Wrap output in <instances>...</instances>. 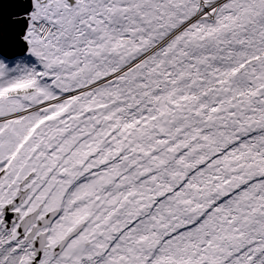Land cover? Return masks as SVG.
Instances as JSON below:
<instances>
[{"label":"snow or ice","instance_id":"6c2138e0","mask_svg":"<svg viewBox=\"0 0 264 264\" xmlns=\"http://www.w3.org/2000/svg\"><path fill=\"white\" fill-rule=\"evenodd\" d=\"M5 3L0 264H264V0Z\"/></svg>","mask_w":264,"mask_h":264},{"label":"water","instance_id":"95a60500","mask_svg":"<svg viewBox=\"0 0 264 264\" xmlns=\"http://www.w3.org/2000/svg\"><path fill=\"white\" fill-rule=\"evenodd\" d=\"M26 3L27 2H24L23 0H6L5 8L3 9V14L7 16L22 15V5H25ZM0 19H2V16H0ZM22 29V21H10L8 27L9 40H15L18 33L21 32Z\"/></svg>","mask_w":264,"mask_h":264},{"label":"trees","instance_id":"16d2710c","mask_svg":"<svg viewBox=\"0 0 264 264\" xmlns=\"http://www.w3.org/2000/svg\"><path fill=\"white\" fill-rule=\"evenodd\" d=\"M24 2H27V0H23ZM22 31H23V29H22Z\"/></svg>","mask_w":264,"mask_h":264}]
</instances>
